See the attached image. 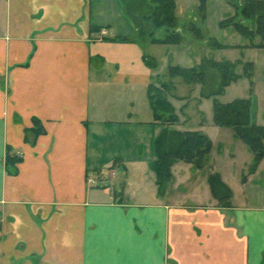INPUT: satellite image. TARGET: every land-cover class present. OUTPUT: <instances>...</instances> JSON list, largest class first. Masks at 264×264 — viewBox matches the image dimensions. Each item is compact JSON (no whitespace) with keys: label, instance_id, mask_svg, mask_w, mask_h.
Here are the masks:
<instances>
[{"label":"crops","instance_id":"1","mask_svg":"<svg viewBox=\"0 0 264 264\" xmlns=\"http://www.w3.org/2000/svg\"><path fill=\"white\" fill-rule=\"evenodd\" d=\"M118 13L132 22L115 2L0 0V264H264V158L251 172L248 153L235 189L215 165L229 205L208 172L196 201L116 188L115 167L141 172L162 131L135 130L156 122L152 75Z\"/></svg>","mask_w":264,"mask_h":264},{"label":"rangeland","instance_id":"2","mask_svg":"<svg viewBox=\"0 0 264 264\" xmlns=\"http://www.w3.org/2000/svg\"><path fill=\"white\" fill-rule=\"evenodd\" d=\"M100 1L109 3L110 7L113 6L114 2L115 6L119 4L124 6L129 16L135 13L134 11L140 14L141 12H148L150 9L148 5L150 4L149 0ZM239 2H242V0H205L203 9L205 17L201 21L202 15L199 13V6L202 0H176V15L179 18L180 26H183L184 29L182 32L183 43L181 44L150 41L151 37H148L146 40H141L138 37L136 24L132 16V22H130L128 19H124L123 13H118V16L124 19L125 22L124 24V22L119 20V26L124 30L122 32L123 37H128L132 41L129 43L139 46L144 63H146L144 57H149L155 61L156 67L154 69L156 74H154L153 69L149 66L152 75L151 81L153 83H160V81L166 78V70L170 64L180 65L182 67L204 65L206 75L205 82L203 84H196L194 87L185 84L180 77L173 79L178 97H171L170 100L175 107V112L179 116V122L166 127V125L163 124L162 126L160 123H156L151 119L146 121L145 124L140 125V127H135L137 128L135 130H146L147 134H149L148 130L149 132L150 130H162L161 132H163L165 129L170 131L198 129L209 132L210 139L212 140V149L206 168L199 170V168L194 167L191 163L178 160L171 167L172 178L168 181L164 189H160L156 181L155 172L151 167L155 154L153 138V143L148 144L147 155L145 157L146 164L144 162L142 163V166H144L141 168V172H139L137 167L132 165L127 167L128 171L125 173L118 166L115 167L116 175L113 177V180L116 188L122 190L125 197L133 190L143 191L144 193H149L151 190H154L165 201L170 200L168 197L172 192L173 195L179 194L182 197L179 198L181 200L186 197L185 199H188L187 201H196L198 199V192H203L204 189V185L199 181L202 180L204 174L206 175L204 172H208L209 175L215 171L213 169L215 165L218 166L219 170L223 171L222 173L228 180L229 185L233 186L234 189L237 185L239 186V182L235 180L245 170L243 162L247 159V156H249L248 153H251V151L241 139L234 137L232 127L219 126L214 122L215 100L228 103L235 99L249 98L255 113V120L264 123V47L254 45L259 42L257 36L249 38L232 23L227 25L222 24V21L227 20L230 23L234 16L237 19L239 15L237 10ZM113 15L114 17L116 16V14ZM193 19L197 21L202 29L203 36L200 34L197 36L189 30V22ZM246 24L251 26L248 22ZM157 33L162 38L165 36L163 28L159 29ZM207 60L219 62L231 61L236 63V73L238 76L221 93L215 92L220 82V72L216 68L209 66L208 63L205 65ZM112 68L115 69L114 67ZM109 73L110 71H106L101 77H108ZM131 77L129 76L128 80L132 82L130 84L134 87L133 79L135 78L133 76V79H131ZM108 79L111 80L110 76ZM110 80L108 81L111 82ZM113 86L114 89H117L119 86L118 90H121L122 84L116 82ZM140 88L138 85L136 88H132L129 95L140 96L141 93L143 95L144 91H140ZM146 90H148V84ZM100 100L103 103L101 104L102 108L106 109L108 94L102 93ZM148 102L147 92V104L150 109V103ZM222 149L225 150L228 158H222ZM230 151L235 152L237 155L236 160L229 158ZM103 173L110 174L109 171L101 170L98 173H93L92 176L100 177ZM97 177L96 183L101 185L102 181L98 180L99 177L98 179ZM195 179L196 183L194 182ZM206 190L212 193L209 182ZM171 197L173 199L176 198L174 196Z\"/></svg>","mask_w":264,"mask_h":264},{"label":"trees","instance_id":"3","mask_svg":"<svg viewBox=\"0 0 264 264\" xmlns=\"http://www.w3.org/2000/svg\"><path fill=\"white\" fill-rule=\"evenodd\" d=\"M150 9L148 12L137 11L131 14L136 24L138 37L150 41H161L165 43H183V26H180L179 18L176 15V0H149ZM205 0L200 4L199 13L201 21L205 15L203 12ZM239 15L237 19L232 17L231 22L222 21L223 25L233 24L239 31L249 38L257 36L259 42L254 44L264 47V0H242L237 7ZM127 11L129 12L128 8ZM248 22L251 26H248ZM164 29L165 36L158 35L159 29ZM188 28L197 36H203L202 29L195 19L190 20ZM148 34L147 36H145ZM125 39V38H123ZM128 39V38H126ZM145 62L155 68L156 63L149 57H144ZM216 68L220 72V82L216 93H221L224 89L237 78L236 63L231 61L219 62L207 60L205 65ZM180 77L182 81L189 85L203 84L206 79L204 65L193 67H182L180 65H168L166 78L160 83L151 82L148 85V99L153 110L154 119L169 127L179 122V116L175 112V107L170 100L171 97H178L176 86L173 79ZM214 122L219 126H230L233 128L236 138L241 139L253 153V162L250 171L257 169L260 161L264 158V124L257 123L253 119L252 105L249 98L235 99L228 103L219 100L214 102ZM35 123H39L35 119ZM37 132H43L42 126L38 124ZM212 149L211 139L201 131L196 129L185 130H163L154 143L155 159L151 167L156 175V181L160 189H164L168 181L172 178V165L178 161L191 163L194 167L203 169L208 160ZM17 158H8L7 163H14ZM9 161V162H8ZM105 171V170H104ZM208 182L212 194L223 203L230 204L232 192L222 181L220 174L213 171Z\"/></svg>","mask_w":264,"mask_h":264},{"label":"built area","instance_id":"4","mask_svg":"<svg viewBox=\"0 0 264 264\" xmlns=\"http://www.w3.org/2000/svg\"><path fill=\"white\" fill-rule=\"evenodd\" d=\"M103 34H106V31L105 30H103V32H102Z\"/></svg>","mask_w":264,"mask_h":264}]
</instances>
